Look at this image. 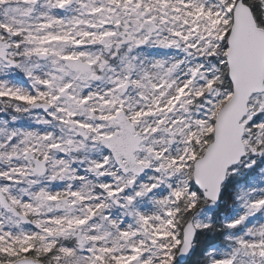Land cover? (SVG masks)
<instances>
[{
    "label": "snow or ice",
    "instance_id": "1",
    "mask_svg": "<svg viewBox=\"0 0 264 264\" xmlns=\"http://www.w3.org/2000/svg\"><path fill=\"white\" fill-rule=\"evenodd\" d=\"M0 264H264V0H0Z\"/></svg>",
    "mask_w": 264,
    "mask_h": 264
}]
</instances>
